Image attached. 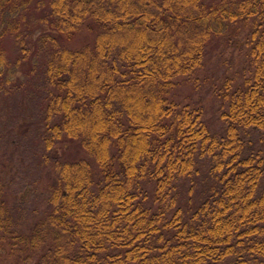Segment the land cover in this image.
<instances>
[{"label": "trees", "instance_id": "obj_1", "mask_svg": "<svg viewBox=\"0 0 264 264\" xmlns=\"http://www.w3.org/2000/svg\"><path fill=\"white\" fill-rule=\"evenodd\" d=\"M3 2L9 12L26 5L0 0V14ZM50 9L54 29L70 37L85 26L94 41L50 40L43 117L60 121L48 125L42 154L56 179L28 234L15 232L0 201V252L7 241L14 253L40 251L37 264H264V0H51ZM237 21L250 22L252 71L227 87V126L216 136L170 98L172 78L203 65L210 39ZM248 132L260 145L244 142ZM63 137L80 140L99 184L88 159L52 155ZM202 158L213 183L188 215L170 189Z\"/></svg>", "mask_w": 264, "mask_h": 264}, {"label": "rangeland", "instance_id": "obj_2", "mask_svg": "<svg viewBox=\"0 0 264 264\" xmlns=\"http://www.w3.org/2000/svg\"><path fill=\"white\" fill-rule=\"evenodd\" d=\"M50 1L25 0V7L13 12L3 2L0 14V48L5 51L0 69L7 72V78L0 74V201L4 200L13 213L17 234H28L31 222L44 214L56 179L54 161H46L42 154L48 125L60 121L57 116L46 123L43 117L47 93L44 63L52 52L50 40L54 37L59 44L75 49L91 43L95 36L85 26L70 37L54 29L49 22ZM10 13L19 19L8 16ZM249 27L247 21L229 23L225 33L212 37L206 45L203 65L172 78L170 98L179 107L195 109L207 130L216 136L224 135L227 126L223 116L229 104L227 87H237L252 71ZM17 39L23 42L25 57ZM242 139L248 146L260 145L256 133L248 132ZM52 155L68 162L88 159L94 181L99 184V168L79 139L63 137L56 141ZM208 164L209 159H200L197 170L178 178L170 189L169 198L175 197V206H181L188 215L206 198L213 183L206 174ZM143 186L147 205L155 208L151 203L154 183L147 180ZM5 243L0 264H37L40 251L18 250L17 246L14 253Z\"/></svg>", "mask_w": 264, "mask_h": 264}]
</instances>
